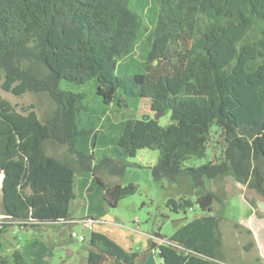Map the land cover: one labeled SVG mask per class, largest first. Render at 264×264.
<instances>
[{
	"label": "trees",
	"instance_id": "1",
	"mask_svg": "<svg viewBox=\"0 0 264 264\" xmlns=\"http://www.w3.org/2000/svg\"><path fill=\"white\" fill-rule=\"evenodd\" d=\"M139 58L143 69L121 73ZM0 87L19 96L47 93L54 101L40 118L34 104L19 111L0 93L1 211L21 226L101 220L104 203L115 206L127 189L98 175L123 172L105 148L116 136L125 155L159 151L156 180L177 184L187 177L199 189L207 178L233 175L264 194L255 163L264 161V0H0ZM92 90L124 117L149 100L155 113H170V122L137 114L113 136L107 109L89 112ZM48 141L67 145L73 158L49 155ZM97 144L104 148L98 161L91 150ZM212 149L209 162L188 163ZM78 171L90 191L81 217L71 209ZM218 199L212 190L197 194L204 213L174 231L175 244L152 242L163 264H217ZM168 203L175 211L192 205L186 196ZM8 226L0 225V233ZM90 242L88 264L139 258L98 231ZM12 257V263L0 257V264H29L19 246Z\"/></svg>",
	"mask_w": 264,
	"mask_h": 264
},
{
	"label": "rangeland",
	"instance_id": "2",
	"mask_svg": "<svg viewBox=\"0 0 264 264\" xmlns=\"http://www.w3.org/2000/svg\"><path fill=\"white\" fill-rule=\"evenodd\" d=\"M141 69H143V62L139 58L130 63L129 67L124 64L121 73ZM0 93L19 111H22L23 106L34 104L40 118L54 107V101L47 93L27 92L19 96L1 87ZM86 105L89 112L94 109L102 111L105 107L101 97L96 95L94 90L87 93ZM105 108L106 113L116 124L113 127L114 131H108L113 136L121 134L123 130L121 122L127 117L132 118L137 114L140 116L156 114L151 109L149 100L141 101L138 108L129 110L126 117L119 112L120 108L117 109L115 106ZM169 122L170 113L159 118L161 125H167ZM118 137L108 142L105 148H107V155L117 158V164L123 166V172L114 175L110 171H103L98 175L109 185L121 184L127 189L121 193L115 206L109 202L104 203L106 214L101 217V222L95 223L94 231L101 232L117 242L125 252L137 253L139 258L136 264H163L158 250L152 249V242L173 243L170 236L178 227L204 213L196 202L197 194L212 190L219 197L215 203L214 213L220 219L219 230L222 239L216 263L264 264V194L237 181L233 175L218 179L207 178L205 187L199 189H194L187 177H181L177 184L166 178L156 180L152 173V166L158 160L159 151L145 147L138 149L134 156L125 155L124 147L117 144ZM102 148L101 144H97L91 149L95 151L96 161L103 154ZM46 151L49 155L60 159L73 158L67 145L53 141L46 143ZM210 159H214V149L209 150L203 158L189 159L188 163L201 165L209 162ZM255 163L260 166L264 177V161ZM81 175L78 171L76 184L79 195L71 206L72 215L77 217L85 215L79 207L88 200L90 193L89 190L83 189ZM2 178L3 174H0V225L6 223L9 226L0 233V257L12 263L13 251L19 246L26 253L29 264H88V250L94 248V245L92 246L90 242L91 231L82 225L57 223L21 226L20 221L5 218L1 211ZM182 196L189 197L192 205L185 209L180 208L178 211L173 210L168 203L169 199ZM71 231L85 235L87 239L79 242L77 238L71 237ZM109 261L108 257L104 260L105 263Z\"/></svg>",
	"mask_w": 264,
	"mask_h": 264
},
{
	"label": "built area",
	"instance_id": "3",
	"mask_svg": "<svg viewBox=\"0 0 264 264\" xmlns=\"http://www.w3.org/2000/svg\"><path fill=\"white\" fill-rule=\"evenodd\" d=\"M101 222V220H97ZM91 218H77V219H71L68 220L67 223H72V224H80L82 225L85 229L88 231H91V233L95 230V223L97 222ZM71 237L72 238H77L79 242H84L87 238L85 235H80L76 231H71Z\"/></svg>",
	"mask_w": 264,
	"mask_h": 264
},
{
	"label": "water",
	"instance_id": "4",
	"mask_svg": "<svg viewBox=\"0 0 264 264\" xmlns=\"http://www.w3.org/2000/svg\"><path fill=\"white\" fill-rule=\"evenodd\" d=\"M163 114H164L163 112L162 113L156 112L155 118L159 119Z\"/></svg>",
	"mask_w": 264,
	"mask_h": 264
},
{
	"label": "crops",
	"instance_id": "5",
	"mask_svg": "<svg viewBox=\"0 0 264 264\" xmlns=\"http://www.w3.org/2000/svg\"><path fill=\"white\" fill-rule=\"evenodd\" d=\"M79 208H80L81 211L83 210V206H80ZM38 244H39V243H38Z\"/></svg>",
	"mask_w": 264,
	"mask_h": 264
}]
</instances>
